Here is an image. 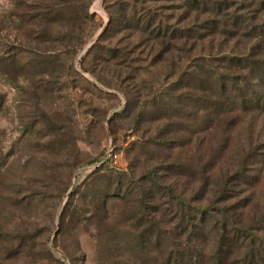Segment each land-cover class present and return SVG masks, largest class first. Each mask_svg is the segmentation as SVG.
<instances>
[{"label": "rangeland", "instance_id": "rangeland-1", "mask_svg": "<svg viewBox=\"0 0 264 264\" xmlns=\"http://www.w3.org/2000/svg\"><path fill=\"white\" fill-rule=\"evenodd\" d=\"M44 2L0 0V264H100L95 221L64 231L62 213L75 186L102 161L133 170L137 179L161 162L159 154L168 152L157 155L153 145L141 148L161 121H133L143 107L149 113L158 108L146 105L163 90L162 46L130 29L104 35L110 21L108 1L92 0L94 17L78 30L85 43L75 49L66 21L45 22L37 16ZM168 8L171 22L190 28L196 14L185 0L169 1ZM233 45L210 36L192 53L237 51ZM127 86L141 99L131 113ZM178 134L175 154L168 160L174 170L162 174L178 192L189 195L192 171L189 166L183 174L177 171L188 163L195 143ZM231 136L230 157L244 144H263L264 112L249 115ZM260 151L251 173L257 182L237 185V197L227 203L242 212L241 206L250 202L245 212L251 218L264 213V145ZM227 157L217 172L234 170ZM216 200L211 196L201 206Z\"/></svg>", "mask_w": 264, "mask_h": 264}, {"label": "trees", "instance_id": "trees-1", "mask_svg": "<svg viewBox=\"0 0 264 264\" xmlns=\"http://www.w3.org/2000/svg\"><path fill=\"white\" fill-rule=\"evenodd\" d=\"M90 1L45 0L37 16L45 22L66 21L71 45L80 49L85 40L78 30L94 17ZM107 1L110 21L104 35L130 29L162 46L163 90L146 105L158 108L149 113L143 107L133 121H161L141 148L153 145L157 155L168 152L137 179L133 170L102 161L71 193L62 213L64 231L95 221L100 264H264V213L247 217L250 202L241 206L242 212L227 205L237 197V185L257 182L251 173L264 145L244 144L229 156L232 132L249 115L264 112V0H185L196 14L190 28L165 14L174 0ZM210 36L233 42L237 51L193 54ZM127 87L131 113L141 99ZM177 134L195 143L188 163L177 171L183 174L190 167L194 187L189 195L162 174L174 170L168 160L175 154ZM226 155L234 170L219 173ZM211 196L218 203L201 206Z\"/></svg>", "mask_w": 264, "mask_h": 264}, {"label": "water", "instance_id": "water-1", "mask_svg": "<svg viewBox=\"0 0 264 264\" xmlns=\"http://www.w3.org/2000/svg\"><path fill=\"white\" fill-rule=\"evenodd\" d=\"M105 29V28H104ZM104 31V30H103ZM102 33V32H101ZM101 34H99V36H100Z\"/></svg>", "mask_w": 264, "mask_h": 264}]
</instances>
